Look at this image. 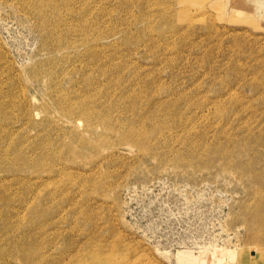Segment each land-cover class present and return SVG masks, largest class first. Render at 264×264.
Listing matches in <instances>:
<instances>
[{
  "label": "rangeland",
  "instance_id": "1",
  "mask_svg": "<svg viewBox=\"0 0 264 264\" xmlns=\"http://www.w3.org/2000/svg\"><path fill=\"white\" fill-rule=\"evenodd\" d=\"M186 254L264 264V0H0V264Z\"/></svg>",
  "mask_w": 264,
  "mask_h": 264
},
{
  "label": "bare ground",
  "instance_id": "2",
  "mask_svg": "<svg viewBox=\"0 0 264 264\" xmlns=\"http://www.w3.org/2000/svg\"><path fill=\"white\" fill-rule=\"evenodd\" d=\"M88 124L91 125V117L88 121ZM156 127V126H155ZM167 127V126H166ZM159 131V130H158ZM184 259H186L188 262L187 264H198V257H194L191 254H186L183 256ZM179 257L180 261H183L184 259Z\"/></svg>",
  "mask_w": 264,
  "mask_h": 264
}]
</instances>
